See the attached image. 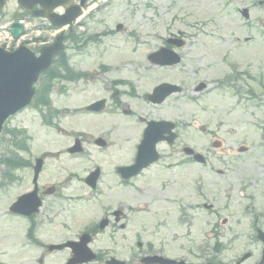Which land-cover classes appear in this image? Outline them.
<instances>
[{"label": "rangeland", "instance_id": "1", "mask_svg": "<svg viewBox=\"0 0 264 264\" xmlns=\"http://www.w3.org/2000/svg\"><path fill=\"white\" fill-rule=\"evenodd\" d=\"M256 1L174 0L171 2L168 0H118L108 10L95 12V19L81 17L80 19L85 22L84 29L82 30L77 27L76 34L92 36L93 34H103L106 30L113 32V35H102L98 41L89 43L88 45L81 43L80 39L76 40V42L71 38L65 41L66 49L64 52L68 58L71 57L70 61L75 63L81 71L87 72L88 75H93L92 80L86 83L84 81L79 82L77 86L80 88L73 92L70 97L61 100L54 96V91L58 85H62L68 79H59L55 77V74L52 76L51 85L55 88L54 91L50 92L51 107L53 109L66 107L69 109L68 111H72L71 117L67 116L63 119L59 117L55 118L53 120L54 127L52 128L42 126L40 121L42 119L41 112L44 113L45 109L37 108L34 105L10 118L5 124L4 129L0 132V185L6 178L3 176L6 167L2 162L5 159H9L12 152H17L18 154L21 152L15 151L12 137L8 134V130L15 128H26L28 134L31 136L33 149L29 150L28 153L24 152L25 158L32 159L34 155L47 151L53 154V157L49 158L46 162V167L42 173L43 178L49 183L61 179L64 174L61 170L62 166H76V163L75 165L68 164L71 162L66 161L63 149L72 143L73 137L77 134H81L80 138L85 140L83 145L91 154L89 158L91 163H87V165L102 164L106 172H111L112 164L127 160L125 150L123 149L122 152L117 151L115 146L112 145L116 141L120 143L126 142L124 134L129 131L126 129L128 125L126 126L125 122L122 123L118 118H109L110 116L105 114L99 117L93 115L91 118H88L87 115H83V112L80 111L82 106L104 95L100 89L104 85V81L102 75L101 77L99 76L101 74L100 64L102 62L128 63L126 59H130L132 63H138V65L132 68L127 64H123L125 67L127 66L125 73L133 72L135 78L141 75L142 72L150 73L152 77H150V80L148 79V81L144 82L145 87L143 88L145 89L159 81L172 80L169 82H174L175 78L185 79L190 84H197L202 80L207 81L213 76V74L208 73L214 70H217V76L229 73L227 65L230 59L237 60L242 65L247 61L254 60L252 61L251 69L253 68L257 72H261L262 81H264V43L259 40V36L261 38L264 37V7L252 6V2L254 4ZM94 6L95 3H92L91 8ZM244 6L250 9L248 23L239 18L240 15L236 10V7L241 8ZM85 14H88V10H86ZM197 21H202L203 23L201 25L203 28L201 31L199 30L200 32H205V24H209L210 29L207 30L223 34V41L227 38L226 42L220 43L215 36L211 38L199 34V39L192 37V33H194L196 28H199ZM37 23H40V21L37 20ZM117 23L123 26V29L118 33L114 31V26ZM192 24H197L198 26L196 27ZM163 30L166 31L165 35L170 32L177 35L179 31H182L181 36L186 41V44H184L186 46H184L183 50L188 51L189 54L185 55L184 66L179 65L172 70H168L167 73L162 71V76L160 69L157 72V76L156 73L146 70L150 67L147 66L148 62L145 56L161 46L162 40L159 38V35H162ZM54 34V31H49L47 36L52 38ZM39 36L40 33H38L37 37ZM236 38H238V43L235 42ZM123 39H126V41L123 42ZM146 41L150 43L147 44ZM260 41L263 45L260 44ZM73 46L80 47L81 49H73ZM102 46H105L107 49L103 52V57H100ZM113 47L118 51L112 50ZM228 48L231 49V58L230 52L227 50ZM239 48L245 51V57L236 55ZM223 52H228L229 56L222 58ZM211 55L213 56L211 57ZM244 67L247 66L244 65ZM119 68L120 66H118ZM135 70H138L139 73ZM51 71H54L61 77L71 76L66 71L63 72L60 68L53 65L48 74ZM193 71H197L199 74L197 76L193 75ZM177 73H179V76H177ZM145 77L148 78V75H145ZM45 82H47V75L39 78L37 87L44 86ZM83 84L84 86H82ZM248 85L253 86L252 83L249 84L242 78L233 84L227 79L224 80L223 91L215 93L214 91H210L206 95L197 96L203 93L201 91L192 93L189 89L185 93L182 92L178 95V100L180 98L186 99L177 101L171 97L167 104L164 103L162 105L169 116L174 117L181 123L180 130L183 140L191 146H195L199 152L204 154L213 168L227 170L223 181L232 187V193H230L231 202L228 201V209L230 211L228 213L231 215V219L222 228L220 234L222 238L220 240L229 238L232 233H239L240 236L244 237L249 232V224L247 225V223L251 220L250 217L252 216L250 208L259 215L261 214L262 217L258 218V220L260 223H264V100L262 96L261 98H257L251 92L245 93V95L252 98L242 100L241 102H237L234 96H232L236 95V90H239L238 93H240L243 89H249ZM67 86L72 89L75 88L73 83ZM262 95H264L263 92ZM73 111H80L81 114L78 113L77 115ZM191 121H193V126L191 125ZM115 123H121V127H117ZM198 124L207 126L206 134H201L196 130ZM14 126L16 127L14 128ZM98 137L104 138L109 145L111 144L112 148H108L107 151L98 154L96 147L92 145L93 140ZM213 138L221 142L220 148H210L209 139L212 140ZM15 139L16 145L21 144L22 141L24 142V136L21 138L19 134ZM239 145L247 146L248 151L235 155L236 148ZM130 149V145L126 146V153ZM56 155H59V160L54 159ZM177 155L178 157L181 155L180 149L177 150ZM30 174V171L26 169L16 172L15 176L11 178L12 185H9L10 189L0 194L2 196L0 199V212H3L4 209L6 210L9 203L15 200L19 193L26 191L31 186ZM198 174L208 175L209 172L206 170L198 171ZM212 174L216 175L215 173ZM20 177H23V184L21 186L18 184ZM205 180L210 181L208 177ZM216 180L218 181V179ZM223 181L220 180L218 183L224 185ZM250 181L253 182L251 183ZM244 182L251 183L252 185L246 192H239L240 186ZM227 183L225 184L226 186ZM1 190L3 189L0 188ZM204 190L207 191L208 189L205 188ZM64 192L81 196L74 204L78 210L76 218L71 221V229L69 227V232L72 234L81 228L80 226L85 220H90L97 209L84 205V200L90 193L87 192L82 183L80 185L77 182H70ZM114 192L117 197L124 199L126 196L124 191L114 190ZM248 193L252 195L251 199L247 198ZM84 217L87 218L82 219ZM20 224H22L21 221H13V219L0 214V260H6L3 264H25L21 260V256L32 257L39 254V250L32 254L30 250H25L23 246H20L21 237L19 236H22L21 230L23 227ZM75 227L78 228L74 230ZM196 232L197 236L200 237L202 229H196ZM121 241L123 242L121 249L123 256H125L131 249H128L125 238ZM244 245L246 246V244ZM244 245L240 241H235L231 246V251L225 253L226 256L222 258V261L230 262L231 257L228 256L237 254L244 248ZM99 246L102 247L103 245ZM103 254L105 255V253ZM59 256L62 260L63 255Z\"/></svg>", "mask_w": 264, "mask_h": 264}, {"label": "flooded vegetation", "instance_id": "2", "mask_svg": "<svg viewBox=\"0 0 264 264\" xmlns=\"http://www.w3.org/2000/svg\"><path fill=\"white\" fill-rule=\"evenodd\" d=\"M10 9H13L10 15L12 19L23 17L16 3L9 0L0 8V24L5 22L6 12ZM132 145V158L127 165L133 163L136 143ZM197 171L198 165L190 158L175 159L169 154L165 158L159 157L139 175L124 182L128 194L125 212L119 213L120 222L113 217L115 208H104L103 217L107 220L105 229L111 231L113 237L119 229L125 230L123 236L126 242L130 241L132 245H140L139 240L143 238V255L154 254L174 260L182 259L187 264H218L213 258L214 244L211 243L209 247L208 245L210 239L220 237L222 228L230 221L226 214L228 200L220 194L221 186L217 184V188L211 182L206 185L210 189L206 193L207 200L199 202L203 192L196 190L201 187ZM141 174L146 181L139 180ZM224 217H227V221ZM198 221L203 222L202 226L209 231L207 243H200V247L196 244V236L192 234ZM182 229L185 230L184 235ZM183 238L187 239L188 245L183 244ZM128 263L132 264V260H128Z\"/></svg>", "mask_w": 264, "mask_h": 264}, {"label": "water", "instance_id": "3", "mask_svg": "<svg viewBox=\"0 0 264 264\" xmlns=\"http://www.w3.org/2000/svg\"><path fill=\"white\" fill-rule=\"evenodd\" d=\"M39 2L43 7H46V3H42V0H32V2ZM55 3L51 4L50 6L46 7L50 10V8ZM75 17V15H72L71 18ZM70 20V19H69ZM13 26L12 33L15 35L17 34V30H15ZM59 44V38L56 41ZM58 51L57 44L48 48H43L42 50V58L37 59L33 62L29 63H23L20 66L24 68V71L26 72V75L29 76L27 80V84H30L31 81L35 79V75L38 73L39 70L43 69L47 65V60L50 59V57L54 54H56ZM23 58H12L10 56H5V59L3 60V64L11 65L13 63H20L23 62ZM22 80L21 77H18L16 75L10 77L8 75L7 71H3L0 68V126L2 121L9 115V113L13 112V108L15 105H20L19 103L22 102V98L20 96H16L15 90L17 86V82ZM16 85V86H15ZM17 107V106H16ZM243 149H239V151H242ZM195 158L201 160V156L196 155ZM87 259V258H86Z\"/></svg>", "mask_w": 264, "mask_h": 264}]
</instances>
